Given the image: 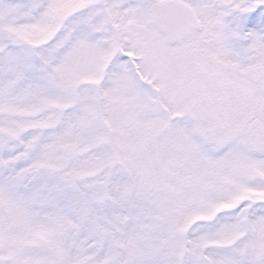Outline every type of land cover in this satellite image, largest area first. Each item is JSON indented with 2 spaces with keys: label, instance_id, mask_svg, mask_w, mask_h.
Segmentation results:
<instances>
[{
  "label": "snow or ice",
  "instance_id": "1",
  "mask_svg": "<svg viewBox=\"0 0 264 264\" xmlns=\"http://www.w3.org/2000/svg\"><path fill=\"white\" fill-rule=\"evenodd\" d=\"M0 264H264V0H0Z\"/></svg>",
  "mask_w": 264,
  "mask_h": 264
}]
</instances>
